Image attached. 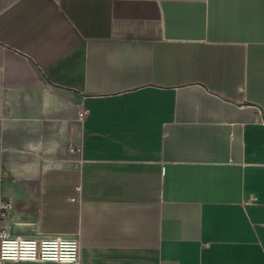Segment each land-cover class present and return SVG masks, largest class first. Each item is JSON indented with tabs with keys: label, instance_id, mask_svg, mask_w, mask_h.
I'll use <instances>...</instances> for the list:
<instances>
[{
	"label": "crops",
	"instance_id": "0c3cea01",
	"mask_svg": "<svg viewBox=\"0 0 264 264\" xmlns=\"http://www.w3.org/2000/svg\"><path fill=\"white\" fill-rule=\"evenodd\" d=\"M261 115L264 0H0L13 234H79L82 264H264Z\"/></svg>",
	"mask_w": 264,
	"mask_h": 264
},
{
	"label": "built area",
	"instance_id": "2783aa9c",
	"mask_svg": "<svg viewBox=\"0 0 264 264\" xmlns=\"http://www.w3.org/2000/svg\"><path fill=\"white\" fill-rule=\"evenodd\" d=\"M262 109V108H261ZM262 113V110H260ZM84 113H81L83 118ZM263 117V115H261ZM264 119V117H263ZM72 152L80 151L73 147ZM13 200L2 198L0 202V262L33 261V262H64L82 264L81 238L79 234H42L39 236H24L13 234L9 219L13 210Z\"/></svg>",
	"mask_w": 264,
	"mask_h": 264
}]
</instances>
